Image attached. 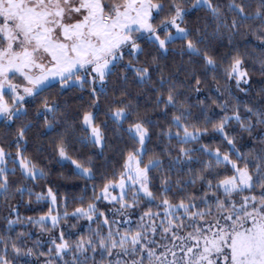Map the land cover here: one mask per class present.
Listing matches in <instances>:
<instances>
[{
  "label": "snow or ice",
  "instance_id": "snow-or-ice-1",
  "mask_svg": "<svg viewBox=\"0 0 264 264\" xmlns=\"http://www.w3.org/2000/svg\"><path fill=\"white\" fill-rule=\"evenodd\" d=\"M225 38L228 52L209 47ZM170 53L180 57L172 67ZM51 89L79 92V106ZM30 102L43 135L55 133L57 163L70 161L79 179L94 181L97 170L91 157L70 154L71 141L103 155L109 126L119 138L118 164L107 170L105 157L91 199L82 195L71 212L65 197L61 214L51 186H30L49 174L29 154ZM0 121V198L49 201L27 217L49 234L47 250L29 231L0 235V264H264V0H0ZM153 130L160 148L149 151ZM245 135L252 146L238 147ZM20 206L5 217L9 233L25 222ZM71 218L72 229L87 227L66 233Z\"/></svg>",
  "mask_w": 264,
  "mask_h": 264
},
{
  "label": "trees",
  "instance_id": "trees-1",
  "mask_svg": "<svg viewBox=\"0 0 264 264\" xmlns=\"http://www.w3.org/2000/svg\"><path fill=\"white\" fill-rule=\"evenodd\" d=\"M223 2L226 3V0H223ZM204 17V13H193L191 20L193 22L199 20L202 22ZM234 43H242V38L237 37L236 41ZM258 41L252 40V44H257ZM209 47L211 49L217 50L220 54H223L225 52L229 51L228 48V42L225 38L223 41H209ZM243 50V49H242ZM249 52L252 51L251 48L247 49ZM173 60H175L177 63L180 60L179 55L172 56V54H169V59L167 61L169 67H172ZM185 60H187V57H185ZM250 65V62H249ZM183 79V77H181ZM260 77L259 76H253L254 86H253V92L252 95L255 94V88H258L260 86ZM208 83L213 84L211 81V78H208ZM221 87H223V84H221ZM133 93L135 94L138 89L133 87L132 89ZM233 91L235 92V89L233 88ZM212 95H218L215 93V85H213L212 89ZM46 95L52 97L53 99L59 98L61 104L64 103L65 100L69 102V104L72 105L73 109L75 107L79 106V99L80 93L79 92H66L63 96L58 97L56 89L49 90ZM209 95L208 89H202L201 94H199L200 99H205L206 96ZM242 100H250L251 97L244 96L243 93H236ZM139 102L141 105L146 103V99L144 97H139ZM223 99V97L221 98ZM31 101V99H29ZM193 104L196 103L195 97L192 98L191 101ZM84 103L87 104V97H84ZM209 106L213 107L216 112H219V109H215L214 105H211V102L208 101ZM29 119H35L36 123L33 127V130L29 133V154L33 157L35 161L39 163L40 166L44 167L48 171V176L46 181L41 180L36 184L30 185L33 188L34 192H41L43 191L46 193L47 187L51 186L53 188V191L56 193L58 198V203L61 205L60 211L61 214L63 213V202L65 197L67 198L68 202V211L71 212L74 210L75 207L79 206V199L83 195L84 196V202L87 204L89 200L92 197V188L93 184L99 185L101 182V173L104 172L106 169L104 167V160L105 157L108 158L111 163L107 165V170H111L113 163L119 162L118 157L114 155V148L119 145V138L117 135L114 134V130L111 126H109L106 135L108 137V144L109 146L105 148L103 155L99 154V150L91 147H81L79 144L75 143V141H71V148L74 149V151H71L70 154L72 156H80L85 161L88 160L89 157L93 159L95 162V169L96 175L94 181H87L85 179H79L74 175L75 169L74 166L70 163V161H62L60 163H57L59 158L54 155L52 152V149L48 147L49 143L55 139V133H50L47 136H44L43 133L45 132V129L43 127V116L36 117L35 116V110L37 105L35 103H29ZM103 110V106H102ZM243 114V111H242ZM99 120H103V116L101 115L99 117ZM20 122H17L19 124ZM126 127V125H125ZM233 129H236L238 131V126L233 123L229 126V131H232ZM16 125H12L10 127V133H15ZM5 135L4 130V124L3 121L0 122V141L3 140V137ZM11 134L8 135V139H11ZM239 143L238 147L243 145L252 146L250 142L248 141V137L245 135L244 140L240 141L239 136L237 137ZM205 142L211 143L213 147H215L217 144L220 143V138H216L215 141L211 140L210 137L204 138ZM126 142V141H125ZM43 146L42 151H37V148L39 146ZM157 148L159 150L160 145H158L156 140V130H153V139L151 143L149 144V151H151L153 148ZM226 147V144L224 145ZM245 151H247V147L244 148ZM145 162H147V157H145ZM11 167V165H9ZM154 177L157 176L155 172L152 174ZM19 173H17L16 176L11 177L10 180L13 183H17L19 181ZM155 188L159 187V180L157 179L154 184ZM97 191H99V188H97ZM33 203L29 206L26 204V201L28 200L27 194L24 197L23 201H20L19 198L17 200H13L10 202V204H5L0 198V235H12L15 236L16 232L19 231H29L33 237V239H39L42 244H45V251L47 250L46 242L49 238V234L47 233H41L38 228H34L31 225L27 224V217L32 216L34 218H38L40 215H43L45 212L48 211L49 207V201L45 200L41 202L40 204H37L35 202V195L31 197ZM20 203L19 213L22 218H24L23 224H16L13 225L14 231L9 233L6 230V220L5 217H9V208L12 204ZM101 208L107 207L103 202L100 204ZM11 219H15V216L9 217ZM136 216L133 217V221L135 222ZM76 220L74 218H71L68 224L61 223V227L65 230L66 233L71 232L73 235H75L76 232H81L84 230V228L87 227V221H80L76 229H72L71 225L76 224ZM50 227V224H49ZM95 227V225H93ZM59 229L55 230L56 235H58Z\"/></svg>",
  "mask_w": 264,
  "mask_h": 264
},
{
  "label": "rangeland",
  "instance_id": "rangeland-1",
  "mask_svg": "<svg viewBox=\"0 0 264 264\" xmlns=\"http://www.w3.org/2000/svg\"><path fill=\"white\" fill-rule=\"evenodd\" d=\"M28 100L31 99V98H27ZM1 122V121H0Z\"/></svg>",
  "mask_w": 264,
  "mask_h": 264
}]
</instances>
